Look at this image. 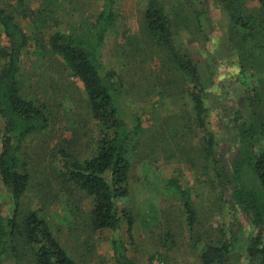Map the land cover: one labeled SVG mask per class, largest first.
I'll use <instances>...</instances> for the list:
<instances>
[{
  "label": "rangeland",
  "instance_id": "rangeland-1",
  "mask_svg": "<svg viewBox=\"0 0 264 264\" xmlns=\"http://www.w3.org/2000/svg\"><path fill=\"white\" fill-rule=\"evenodd\" d=\"M25 1L34 11L46 5L45 0ZM161 1L171 20L176 46L198 65L208 109L207 128L216 139L215 155L229 165L238 153L237 132L231 131L234 114H240L243 122L250 118V123V114H255L254 153L261 155L264 12L255 0H246L243 9L249 21L244 30L231 23L213 0ZM115 2L117 21L105 36L102 62L119 76L123 106L128 115L141 119L144 128L141 145L129 155V195L117 201L119 210L129 209L132 213L131 240L124 222L116 232L87 229L90 198L74 193L79 195L78 209L75 200L66 194L71 189L65 190L66 196L61 194L59 201L53 199L60 150L87 158L92 153L97 128L87 109L81 82L71 78L59 60L32 47L21 58L22 80L27 93L51 111L53 122L47 136L34 135L26 141L24 151L32 180L21 205L46 213L56 238L77 264H116L114 235L125 243L126 256L133 264H202L201 250L219 238L220 229L224 240L233 242L224 264H255L246 250L251 236L247 220L229 203L228 192L222 191L221 195L212 162L197 154L196 135L200 133L185 130L186 123L190 126L195 118L190 97L193 83L180 77L168 52L144 33L146 0ZM15 3L16 0H0V8ZM102 5L103 0H55L51 6L56 12L45 33L68 32L81 17L95 16ZM21 24L29 31L28 20ZM2 127L0 119V152ZM241 173L245 185L255 181L248 170L242 169ZM186 199L196 215L193 231L188 228ZM0 204L2 215L11 216L13 200L1 180ZM14 252L16 256L12 251L3 264H32L27 247L17 243Z\"/></svg>",
  "mask_w": 264,
  "mask_h": 264
},
{
  "label": "trees",
  "instance_id": "trees-1",
  "mask_svg": "<svg viewBox=\"0 0 264 264\" xmlns=\"http://www.w3.org/2000/svg\"><path fill=\"white\" fill-rule=\"evenodd\" d=\"M213 1L222 7L231 23L244 30L247 28L249 16L243 9L246 0ZM255 1L264 12V0ZM53 2L55 0H45L46 5L35 11L25 0H16L15 4H8V8H0V119L3 124L0 180L13 200L11 216L2 215L0 204V264L12 251L16 256L17 243L28 248L32 264H77L56 238L46 213L41 209H24L21 205L32 180L24 151L26 141L34 135L47 136L53 122L51 111L45 103L27 93L22 80L21 58L31 47L59 60L70 77L81 82L87 109L97 128L92 139V153L87 158L60 150L53 199L59 201L61 194L71 189L66 194L75 200L78 209L76 197L90 198L92 207L86 216L87 229L116 232L124 222L131 240L132 213L129 209L119 210L117 201L129 195V155L141 145L144 128L141 119L128 115L123 106L119 76L107 70L102 62L105 36L117 21L116 2L103 0L102 8L95 16L81 17L68 32L59 30L48 34L45 33L48 22L56 12L51 6ZM27 20L29 31L21 24ZM143 30L153 43L168 52L180 77L193 83L194 91L190 97L195 118L190 126L186 123L185 130L200 133L196 135L199 141L197 154L212 162V172L221 195L222 191L230 194L229 203L241 211L250 226L251 236L247 239L246 249L250 261L264 264V153H254L255 114H250L252 123L250 118L244 120L245 123L240 114H234L236 120L231 123V131L237 132L238 153L227 165L215 155L216 139L207 128L208 109L198 65L176 46L171 20L161 0H146ZM242 169L248 170L255 181L245 185ZM184 208L188 228L193 231L196 215L188 199ZM70 213L73 214L71 209ZM232 248V240L225 241L220 229L219 238L204 245L200 261L202 264H224ZM112 250L116 264H133L118 235L113 237Z\"/></svg>",
  "mask_w": 264,
  "mask_h": 264
},
{
  "label": "flooded vegetation",
  "instance_id": "flooded-vegetation-1",
  "mask_svg": "<svg viewBox=\"0 0 264 264\" xmlns=\"http://www.w3.org/2000/svg\"><path fill=\"white\" fill-rule=\"evenodd\" d=\"M179 49V48H178ZM184 54V53H183ZM185 55V54H184ZM186 57H189V56H187V55H185ZM189 58H191V57H189ZM192 59V58H191ZM193 60V59H192Z\"/></svg>",
  "mask_w": 264,
  "mask_h": 264
}]
</instances>
